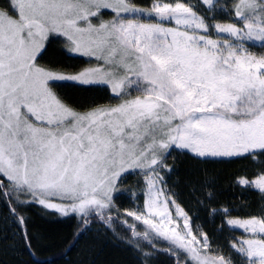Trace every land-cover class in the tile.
Wrapping results in <instances>:
<instances>
[{
  "label": "snow or ice",
  "instance_id": "snow-or-ice-1",
  "mask_svg": "<svg viewBox=\"0 0 264 264\" xmlns=\"http://www.w3.org/2000/svg\"><path fill=\"white\" fill-rule=\"evenodd\" d=\"M0 264H264V0H0Z\"/></svg>",
  "mask_w": 264,
  "mask_h": 264
},
{
  "label": "trees",
  "instance_id": "trees-1",
  "mask_svg": "<svg viewBox=\"0 0 264 264\" xmlns=\"http://www.w3.org/2000/svg\"><path fill=\"white\" fill-rule=\"evenodd\" d=\"M51 218L47 217H35V224L36 226L43 230H47L49 234H55L57 231H64L66 226L65 225H58V224H52L49 222ZM104 253L108 256L114 257V258H122L123 256H126V253H123L122 250L118 248H114L111 245L105 246Z\"/></svg>",
  "mask_w": 264,
  "mask_h": 264
}]
</instances>
